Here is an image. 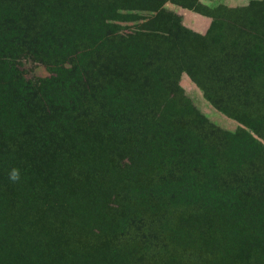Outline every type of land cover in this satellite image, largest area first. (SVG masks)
Returning a JSON list of instances; mask_svg holds the SVG:
<instances>
[{"label": "trees", "instance_id": "obj_1", "mask_svg": "<svg viewBox=\"0 0 264 264\" xmlns=\"http://www.w3.org/2000/svg\"><path fill=\"white\" fill-rule=\"evenodd\" d=\"M20 3L0 0V38L33 20L39 41L58 40L54 50L75 58L52 81L30 82L31 91L0 70V264H264V102L253 82L264 69L257 47L240 52L237 43L259 41L260 27L236 37L225 24L235 18L210 11L200 34L164 0H116L109 9L90 0ZM12 15L22 23L9 31ZM138 19L128 38L144 35L155 58L159 46L185 51L205 97L251 131L220 138L196 125L200 112L170 96L178 88L167 82L171 70L148 75V44L110 54L93 47L95 35L125 38L116 21ZM218 76L231 94L215 89ZM48 82L57 87L42 89ZM12 169L19 180L9 179Z\"/></svg>", "mask_w": 264, "mask_h": 264}, {"label": "rangeland", "instance_id": "obj_2", "mask_svg": "<svg viewBox=\"0 0 264 264\" xmlns=\"http://www.w3.org/2000/svg\"><path fill=\"white\" fill-rule=\"evenodd\" d=\"M76 3L79 0H74ZM92 2L95 1L96 4L101 6L102 8L109 9L113 6V3L116 0H90ZM255 2V4L252 3ZM256 1H262V0H164V8L168 12H172L176 15H178L181 18L182 24L189 28L192 31H195L191 29L190 27L186 26L183 22V17L176 11L170 8L169 2L178 4L179 6H182L183 8L189 9L193 12H197L203 15H206L208 12L212 11L215 14L219 15L220 17L232 15L233 18H235V21L237 23L232 22V20H228L225 24L228 27H231V30L235 31V36L242 35L247 36L248 32H250L247 28V26H254V27H260L262 30V35L257 36L259 38V41H246L245 38L240 37V39L237 40L238 45L240 46V52H245L246 48L244 46H247L251 44L252 46L257 47L256 52L259 53V55L255 54V59L257 62L260 63V68L262 67L264 69V6L261 4H258ZM6 2L9 4L10 8L15 7L22 8L21 0H6ZM229 4H235V6L227 5ZM253 5H252V4ZM252 5V6H251ZM188 6V7H187ZM190 7V8H189ZM235 9V11H230L229 9ZM119 13L121 14H130V13H137L141 15L142 17H148L152 13L149 11H138V10H126V9H119ZM13 18H10L7 16L8 25L10 26L7 28L9 31L10 29H14L17 24L22 23L21 18H17V15H12ZM209 16V15H207ZM211 17V16H209ZM212 18V17H211ZM213 20V18H212ZM222 22H225L226 19H219ZM144 21V19H138L135 21H116L119 24V28L115 29L117 30V33L123 37L124 39L117 38V37H109L107 40H104L101 43V39L95 35V43L93 44V47L100 46L101 49L106 51L107 54L115 52L117 49L124 48L126 44L133 45L136 48H146L147 44L149 45V48L147 50V53L149 55V59L146 61V65L148 66V75L149 72H152L154 68H164V69H170V79L167 80L168 83L174 84V81H177V89H174L170 96L178 98L180 105H178L179 109L187 110L189 108V105H191L193 108L197 109L200 113L197 114L195 118V124L200 126H205V129L209 130L210 133L217 137H222L223 132H236L240 127H243L249 131H251L249 128H246L245 125L240 123L237 119L228 116L218 108H216L211 101H209L204 94L203 89L192 79L190 74L187 72L184 66H187L190 64L188 61L183 59L180 55L186 54L185 51H177L172 56L168 54L169 48L167 47H160L158 48V51H160V56L158 58H155V44L147 43V41L144 39V35H137L135 38H128V35L133 34L136 32L139 28V25ZM240 22V23H239ZM244 24H242V23ZM241 24V25H239ZM34 29V21L29 20L26 26L19 28L17 33L14 35H11L10 33L7 34V39L0 38V43L2 46H7L6 49H3V52L6 54L7 58L5 57V60L7 64H2L0 62V70L3 72L2 77H6L11 83L12 86L13 83H19L22 86H24L27 91H31V87L29 84L31 83H38L41 84L43 80L50 79L49 81H52L53 77L57 76V70H62L63 68H72L73 67V57H65L61 52H56L54 50L57 46H60V42L57 40L53 43H49L47 41L41 40L39 41V36L41 33H36ZM197 33H200L198 31H195ZM228 39H231L230 32H227ZM203 34V33H200ZM205 34V33H204ZM149 40L151 39V36H148ZM247 38V37H246ZM43 41V42H42ZM86 41L85 43H87ZM260 43L262 45H260ZM160 44V42H159ZM11 45V47L9 46ZM161 45V44H160ZM44 47V53L48 55V57H44L43 59L38 58V51L36 48H43ZM114 48V49H113ZM142 48V49H143ZM14 50H18L17 53H14ZM20 51H23L25 53H22V55H19ZM95 52V51H94ZM105 53V52H102ZM105 53V54H106ZM172 54V53H171ZM99 55V54H98ZM93 56H96L97 54L94 53ZM174 56V58H173ZM98 57V56H97ZM233 57H229V59H232ZM79 59V58H77ZM87 59V58H86ZM228 60V58H226ZM97 65V64H96ZM95 65V66H96ZM179 69H181L179 71ZM262 70L259 69L256 75V78L253 80L255 86H256V102L258 104H262L264 102V99H261L264 97V72H261ZM264 71V70H263ZM135 74H139V76L145 75L146 73L138 72L136 71ZM19 79L16 80L15 77H18ZM162 76V75H159ZM219 78V76H218ZM31 82V83H30ZM220 84V87L215 86V89L220 93L228 92L231 94L230 88L224 83L221 86L220 78L217 81ZM51 82H48L46 86H44V90L47 89H54L56 87L50 86ZM224 88V89H223ZM215 90V92H217ZM120 91V90H119ZM189 99V103H186L183 98ZM262 102V103H261ZM190 113V115H192ZM201 114V115H200ZM189 115V116H190ZM201 117V118H200ZM203 117V118H202ZM205 119V120H204ZM207 120V121H206ZM194 121V118L193 120ZM194 125V123H192Z\"/></svg>", "mask_w": 264, "mask_h": 264}, {"label": "crops", "instance_id": "obj_3", "mask_svg": "<svg viewBox=\"0 0 264 264\" xmlns=\"http://www.w3.org/2000/svg\"><path fill=\"white\" fill-rule=\"evenodd\" d=\"M226 4L235 6V4H229L228 2ZM169 6L171 9L182 15L183 22L186 26L200 33H206L212 23V18L207 15H203L197 12L195 13L172 2H169Z\"/></svg>", "mask_w": 264, "mask_h": 264}, {"label": "clouds", "instance_id": "obj_4", "mask_svg": "<svg viewBox=\"0 0 264 264\" xmlns=\"http://www.w3.org/2000/svg\"><path fill=\"white\" fill-rule=\"evenodd\" d=\"M20 175H19V170L18 169H12L9 173V179L12 181H17L19 180Z\"/></svg>", "mask_w": 264, "mask_h": 264}]
</instances>
